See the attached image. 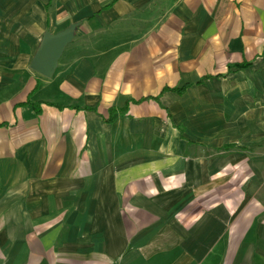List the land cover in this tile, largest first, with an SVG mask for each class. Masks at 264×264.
Wrapping results in <instances>:
<instances>
[{"label":"crops","instance_id":"crops-1","mask_svg":"<svg viewBox=\"0 0 264 264\" xmlns=\"http://www.w3.org/2000/svg\"><path fill=\"white\" fill-rule=\"evenodd\" d=\"M263 55L264 0H0V264H264Z\"/></svg>","mask_w":264,"mask_h":264},{"label":"water","instance_id":"water-1","mask_svg":"<svg viewBox=\"0 0 264 264\" xmlns=\"http://www.w3.org/2000/svg\"><path fill=\"white\" fill-rule=\"evenodd\" d=\"M78 27L79 23L75 22L57 33L47 30L32 59L31 68L45 77H52L65 48L73 41Z\"/></svg>","mask_w":264,"mask_h":264},{"label":"trees","instance_id":"trees-1","mask_svg":"<svg viewBox=\"0 0 264 264\" xmlns=\"http://www.w3.org/2000/svg\"><path fill=\"white\" fill-rule=\"evenodd\" d=\"M264 56V55H263ZM251 65V62H243V63H239L237 64V67L238 68H246V67H249ZM209 76L207 77H204L200 83H203L206 79H208ZM168 88H165L164 90H167ZM172 90L178 92V94H183L184 90H185V87H182V88H173ZM139 102V101H138Z\"/></svg>","mask_w":264,"mask_h":264}]
</instances>
